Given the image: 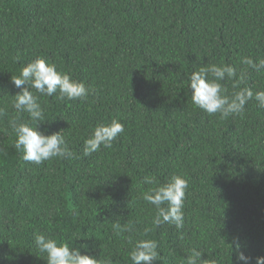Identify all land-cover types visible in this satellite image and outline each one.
I'll return each instance as SVG.
<instances>
[{
	"label": "trees",
	"instance_id": "obj_1",
	"mask_svg": "<svg viewBox=\"0 0 264 264\" xmlns=\"http://www.w3.org/2000/svg\"><path fill=\"white\" fill-rule=\"evenodd\" d=\"M40 57L90 91L72 101L36 93L38 130L62 132L73 156L35 164L9 127L30 121L11 77ZM243 57L264 59V0H0V264H47L41 233L111 264H132L142 239L158 242L155 264H184L193 248L244 264L237 242L251 264L264 257V107L253 98L221 119L189 88L198 67L227 64L245 74L241 88L264 91V70ZM113 119L123 133L85 156V140ZM173 175L188 180L183 227H155L143 194L156 185L144 177ZM117 222L131 231L116 234Z\"/></svg>",
	"mask_w": 264,
	"mask_h": 264
},
{
	"label": "clouds",
	"instance_id": "obj_2",
	"mask_svg": "<svg viewBox=\"0 0 264 264\" xmlns=\"http://www.w3.org/2000/svg\"><path fill=\"white\" fill-rule=\"evenodd\" d=\"M240 63L256 71L264 70V59L254 61L251 57H243ZM226 79L233 81L232 88L235 91L231 94L221 83ZM189 80L192 103L209 115L219 113L220 118L225 119L230 115L242 114L248 101L253 98L258 102V106L264 107V91L254 93L249 87L241 88L245 74L237 76L236 69L231 65L200 66L192 72ZM11 82L20 89L14 97L15 109L27 113L30 117V121L23 123H17L16 118L9 121V127L17 137L15 148L22 151L23 160L41 164L55 157L71 158L73 153L68 148L62 132L46 135L38 130L39 124L35 122L44 118V110L39 102L40 96H54L59 93L57 97L59 100L72 101L86 98L90 89L84 82L73 79L69 73L59 71L56 64L43 57L36 58L23 67L19 76L11 77ZM32 89H35V93ZM4 115L5 109L0 108V117ZM123 131L124 125L118 119H113L107 125L98 124L90 138L85 140L83 154L89 156L100 151L101 147L111 148L112 142ZM144 183L156 185L143 194V199L156 209L152 224L159 227L167 223L175 225L178 229L182 228L188 180L182 175H173L166 183L160 184L155 176H145ZM113 228L116 234L131 231L128 222L124 224L117 222ZM34 242L40 252L47 254V264H111L110 259L82 255L79 248H74L69 243L58 242L43 233L35 235ZM236 250L237 261L251 264L252 258L240 251L238 242ZM190 252L184 264H218L215 259H203L202 252L195 248ZM130 259L132 264H155L159 259L158 242L151 239L137 241L130 252ZM255 264H264V257H257Z\"/></svg>",
	"mask_w": 264,
	"mask_h": 264
}]
</instances>
